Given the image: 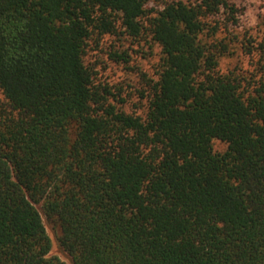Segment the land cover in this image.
<instances>
[{"label":"trees","instance_id":"trees-1","mask_svg":"<svg viewBox=\"0 0 264 264\" xmlns=\"http://www.w3.org/2000/svg\"><path fill=\"white\" fill-rule=\"evenodd\" d=\"M239 14L0 0V264H66L43 214L75 264H264V78L220 68ZM120 32L162 46L145 114L85 62L90 38Z\"/></svg>","mask_w":264,"mask_h":264},{"label":"rangeland","instance_id":"rangeland-1","mask_svg":"<svg viewBox=\"0 0 264 264\" xmlns=\"http://www.w3.org/2000/svg\"><path fill=\"white\" fill-rule=\"evenodd\" d=\"M230 1L239 8V23L230 29V33L221 28L217 34L219 38L226 37L230 44V53L221 57L220 68L223 72L241 73L254 85L255 81L264 78V60L260 61L264 52V0ZM162 56V46L151 34L135 39L120 32L90 38L85 62L96 70L98 82L109 86L112 101L127 111L145 114L148 108L147 80L157 78ZM213 144L217 152L228 148V143L219 138H215ZM43 217L52 238V254L60 256L66 264H75L60 245L59 228L44 214Z\"/></svg>","mask_w":264,"mask_h":264}]
</instances>
